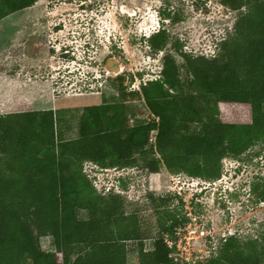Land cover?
Returning a JSON list of instances; mask_svg holds the SVG:
<instances>
[{"label":"trees","instance_id":"trees-1","mask_svg":"<svg viewBox=\"0 0 264 264\" xmlns=\"http://www.w3.org/2000/svg\"><path fill=\"white\" fill-rule=\"evenodd\" d=\"M37 1L0 0V20ZM221 2L240 13L218 55L187 52L162 27L147 38L154 51H165L159 77L140 90L121 84L119 101L86 106L76 137L59 132L53 109L0 112V264H130L131 252L135 264H182L165 241L193 219L180 211L182 193L150 192L145 205L155 230H145V205L130 209L118 189L99 192L86 166L166 168L215 182L225 158L264 144V0ZM136 96L152 121L128 123L127 103ZM44 236L52 237L51 250L42 247ZM214 239L201 264H264V229Z\"/></svg>","mask_w":264,"mask_h":264},{"label":"rangeland","instance_id":"rangeland-1","mask_svg":"<svg viewBox=\"0 0 264 264\" xmlns=\"http://www.w3.org/2000/svg\"><path fill=\"white\" fill-rule=\"evenodd\" d=\"M168 13L179 14L181 20L165 19ZM239 13L221 0H39L0 20V112L55 106L64 110L59 111L64 118L67 110L75 114L84 104L119 101L121 84L127 91L140 90L160 75L165 51L148 45L151 34L166 27L171 41L181 42L185 51L213 57L234 31ZM112 58L122 66L120 73L108 70ZM127 105L129 124L154 119L142 97ZM57 118L59 129L78 122L75 116L67 122ZM69 134L63 135H75ZM86 167L99 192L121 190L130 209L143 208L150 192L181 191L185 209L179 210L190 212L204 227L199 248H209L211 236L215 241L233 233L258 236L264 229L263 143L225 158L223 175L215 183L166 168L150 173L140 167ZM140 215L144 229L155 230L154 212L145 205ZM51 242V236L41 238L45 250H51ZM146 243L151 248L152 241ZM136 262L131 252L129 263Z\"/></svg>","mask_w":264,"mask_h":264},{"label":"built area","instance_id":"built-area-1","mask_svg":"<svg viewBox=\"0 0 264 264\" xmlns=\"http://www.w3.org/2000/svg\"><path fill=\"white\" fill-rule=\"evenodd\" d=\"M202 233H204V227L195 219L177 226L174 237H165L171 249L170 256L182 264H201L200 262H203L208 254L207 248H199L197 245V240L200 239Z\"/></svg>","mask_w":264,"mask_h":264},{"label":"crops","instance_id":"crops-1","mask_svg":"<svg viewBox=\"0 0 264 264\" xmlns=\"http://www.w3.org/2000/svg\"><path fill=\"white\" fill-rule=\"evenodd\" d=\"M97 104H101V103H96V104H84V105H82L80 108H79V110H81V111H76V113L75 114H72L73 113V110L72 109H69V110H67V111H69V115H66V117L64 116V118H63V115L61 114V113H64V110L62 111V110H57L56 109V107L55 106H53V107H49V108H47V109H53V110H55V112H56V116L57 117H59V118H63V119H67V118H71V117H73V116H75V117H77L78 118V122L75 124V126L74 127H72V126H67V124L64 126V125H62L61 126V128L59 129V127H58V129H59V132H61L62 134H67V132H69L70 134L69 135H72V134H75L74 136H72V137H76L77 136V133H78V127H79V121H80V118H81V116H82V114H83V111H84V109H85V107L86 106H89V105H97ZM75 110V109H74ZM61 113H60V112ZM65 115V114H64ZM66 122H67V120H66ZM60 123V122H59ZM61 124V123H60ZM66 137H67V135H65ZM67 138H70V137H67Z\"/></svg>","mask_w":264,"mask_h":264},{"label":"water","instance_id":"water-1","mask_svg":"<svg viewBox=\"0 0 264 264\" xmlns=\"http://www.w3.org/2000/svg\"><path fill=\"white\" fill-rule=\"evenodd\" d=\"M107 68L114 74L120 73L122 71V66L116 58H112L107 63Z\"/></svg>","mask_w":264,"mask_h":264}]
</instances>
